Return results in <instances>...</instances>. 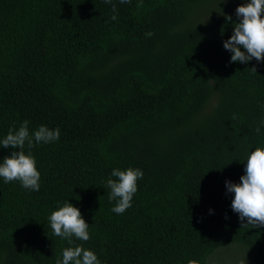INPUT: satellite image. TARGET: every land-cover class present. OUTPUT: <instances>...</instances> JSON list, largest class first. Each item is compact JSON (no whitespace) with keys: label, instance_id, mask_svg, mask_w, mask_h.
I'll return each mask as SVG.
<instances>
[{"label":"trees","instance_id":"1","mask_svg":"<svg viewBox=\"0 0 264 264\" xmlns=\"http://www.w3.org/2000/svg\"><path fill=\"white\" fill-rule=\"evenodd\" d=\"M245 2L0 0V141L24 121L60 129L25 143L39 191L0 177V264H56L75 246L101 264H221L232 243L264 264V226H242L226 188L264 148V62L223 47ZM130 167L143 178L116 214L106 181ZM65 201L88 241L54 235Z\"/></svg>","mask_w":264,"mask_h":264},{"label":"clouds","instance_id":"2","mask_svg":"<svg viewBox=\"0 0 264 264\" xmlns=\"http://www.w3.org/2000/svg\"><path fill=\"white\" fill-rule=\"evenodd\" d=\"M111 3L112 0H104ZM121 3H130V0H120ZM142 4L138 5L141 7ZM116 11L113 5V12ZM236 16L240 22L234 24V31L230 39L223 43L225 50L232 53L231 62L247 64L253 58L257 62H264V0H250L236 9ZM117 17L112 16L115 20ZM231 21V16L225 17ZM153 33H146L151 37ZM243 49V51L241 50ZM256 72L255 68L250 69ZM260 131L259 128L256 129ZM60 129H49L41 125L31 135L29 122L24 121L18 129H10L6 137L0 141V147L11 148L10 157H5L0 163V177L5 183L19 181L21 186L31 191L40 190V173L36 168L35 157L29 152L23 151L25 143L32 148L35 143H52L58 141ZM18 149V151H16ZM245 175L240 177V182H226L229 193H234L231 203L233 212L239 214V219L247 220L246 225L253 227L264 226V148L257 147L248 155L246 160ZM112 177L116 178L113 179ZM143 178V172L139 168L127 170L113 169L111 177L106 181V187L110 189L109 200L116 201L112 211L123 214L132 206V200L138 187L137 181ZM50 226L55 236L73 244L72 237L82 241L90 239L89 225L85 222L81 212L68 201L58 207L49 216ZM56 264H101L96 254L86 250L82 246L67 247L62 252V259H57ZM188 264H199L195 259H190Z\"/></svg>","mask_w":264,"mask_h":264},{"label":"rangeland","instance_id":"3","mask_svg":"<svg viewBox=\"0 0 264 264\" xmlns=\"http://www.w3.org/2000/svg\"><path fill=\"white\" fill-rule=\"evenodd\" d=\"M218 251V256L223 257L221 264H250L252 260L253 253L249 250L239 247V245H236L235 243L219 248ZM216 258L217 257L211 259L213 264Z\"/></svg>","mask_w":264,"mask_h":264}]
</instances>
